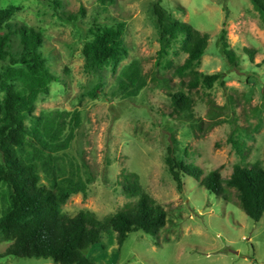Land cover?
I'll return each instance as SVG.
<instances>
[{"label":"rangeland","instance_id":"1","mask_svg":"<svg viewBox=\"0 0 264 264\" xmlns=\"http://www.w3.org/2000/svg\"><path fill=\"white\" fill-rule=\"evenodd\" d=\"M59 1L0 0V10L15 6L13 20L43 31L45 54L60 78L49 94L39 97L35 114L69 113L63 116L67 135L77 124L73 113L80 112L71 145L56 154L55 166L60 175L87 179L91 174L94 180L87 195L73 194L62 211L74 216L90 210L100 219L115 214L139 198L126 191L134 181L132 173L168 211L167 224L158 234L132 231L120 245L117 232L109 228L87 255L97 264H264V216L260 221L250 218L234 188L227 189V198L218 196L185 175L180 191L167 162L174 137L179 157L205 174L219 169L228 178L237 163L259 162L264 167V18L253 2L161 0L176 18L210 35L199 69L224 72L226 78L225 86L194 90L193 115L175 117L171 94L188 89L173 75V67L187 54L178 44L166 59L170 67L157 64L160 42L152 13L156 0H115L108 9L100 0ZM115 20L127 22L128 55L117 72L106 70L96 91L98 78L86 71L83 48L96 23ZM224 28L237 64H230L221 51ZM134 60L148 85L139 95L127 97L117 91V77ZM40 174L41 184L50 185L48 172L41 169ZM3 210L0 201V216ZM10 244L0 242V264H57L52 258L4 255Z\"/></svg>","mask_w":264,"mask_h":264},{"label":"trees","instance_id":"2","mask_svg":"<svg viewBox=\"0 0 264 264\" xmlns=\"http://www.w3.org/2000/svg\"><path fill=\"white\" fill-rule=\"evenodd\" d=\"M251 1L264 18V0ZM100 2L108 9L115 0ZM54 3L60 5L61 1L54 0ZM15 10V6L0 10V91L3 92L0 99V201L4 204L0 242H11L4 255L52 258L57 264H97L87 253L102 241L106 230L112 228L117 232L120 245L132 231L158 234L167 224L168 211L143 190L135 173L130 174L134 181L126 186V191L139 198L115 214L100 219L90 210H81L74 216L62 211L73 194L87 195L89 184L94 180L91 174L87 179L60 175L55 166L56 154L71 145L80 112L73 113L77 124L70 126L67 135L68 124L63 116L69 113L35 114L39 97L49 94L52 83L60 78L52 71L45 54L43 31L13 20ZM152 13L160 42L157 64L170 67L172 62L166 59L178 44L187 54L183 63L173 67V75L182 79L188 92L181 89L171 94V115H193L194 90L226 85L224 72L206 73L199 69L210 35L176 18L161 0L152 3ZM126 26L125 20L96 23L92 39L84 45L86 71L98 78L96 91L103 84L106 70L112 67L117 72L120 62L128 55L124 38ZM219 44L229 63L237 64L225 28ZM249 54L253 59V50H249ZM117 82V91L127 97L139 95L148 85L137 60L120 71ZM172 141L167 162L180 191L184 188L185 175L193 176L218 196L227 198V189L234 188L246 214L255 221L261 220L264 216L261 163H237L228 178L223 177L219 169L205 174L198 165L180 158L178 139L173 137ZM231 141L242 152L239 142L233 137ZM41 169L50 175V185L41 184Z\"/></svg>","mask_w":264,"mask_h":264}]
</instances>
